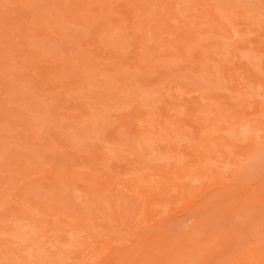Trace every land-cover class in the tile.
<instances>
[{"label":"rangeland","instance_id":"374dc122","mask_svg":"<svg viewBox=\"0 0 264 264\" xmlns=\"http://www.w3.org/2000/svg\"><path fill=\"white\" fill-rule=\"evenodd\" d=\"M0 264H264V0H0Z\"/></svg>","mask_w":264,"mask_h":264}]
</instances>
